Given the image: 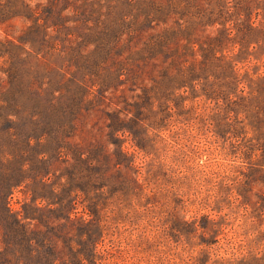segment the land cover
<instances>
[{
    "label": "rangeland",
    "instance_id": "rangeland-1",
    "mask_svg": "<svg viewBox=\"0 0 264 264\" xmlns=\"http://www.w3.org/2000/svg\"><path fill=\"white\" fill-rule=\"evenodd\" d=\"M0 264H264V0H0Z\"/></svg>",
    "mask_w": 264,
    "mask_h": 264
}]
</instances>
